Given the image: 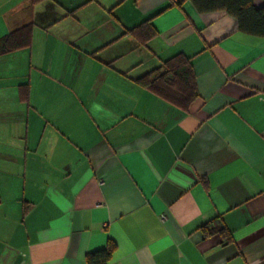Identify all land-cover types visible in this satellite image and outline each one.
<instances>
[{"label":"crops","instance_id":"0c3cea01","mask_svg":"<svg viewBox=\"0 0 264 264\" xmlns=\"http://www.w3.org/2000/svg\"><path fill=\"white\" fill-rule=\"evenodd\" d=\"M62 1L23 0L31 44L0 55V264L110 241L108 264H264V36L189 0ZM175 54L188 110L134 82Z\"/></svg>","mask_w":264,"mask_h":264},{"label":"trees","instance_id":"16d2710c","mask_svg":"<svg viewBox=\"0 0 264 264\" xmlns=\"http://www.w3.org/2000/svg\"><path fill=\"white\" fill-rule=\"evenodd\" d=\"M43 0H30V6ZM181 1V0H174ZM199 13L226 11L234 17L239 29L245 33L264 36V5L255 6V0H189ZM33 24H25L0 37V55L25 48L31 44ZM141 43H145L156 34L151 26V19L140 26L130 29ZM134 82L144 89L156 94L169 104L188 110L199 97L196 74L191 60L183 54H175ZM27 85L19 86L20 97L27 95ZM222 231V230H221ZM116 245L110 241L104 249L87 253L89 264H108Z\"/></svg>","mask_w":264,"mask_h":264},{"label":"rangeland","instance_id":"374dc122","mask_svg":"<svg viewBox=\"0 0 264 264\" xmlns=\"http://www.w3.org/2000/svg\"><path fill=\"white\" fill-rule=\"evenodd\" d=\"M57 1L63 2L62 0ZM21 2H23V0H0V33L17 28V26L25 22V17L27 18L26 15L32 13V11L28 10L25 14V11L22 8H18V5ZM42 2H45V0L40 3Z\"/></svg>","mask_w":264,"mask_h":264}]
</instances>
